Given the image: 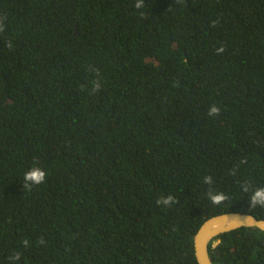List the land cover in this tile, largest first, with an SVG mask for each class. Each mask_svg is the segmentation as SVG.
Instances as JSON below:
<instances>
[{
    "label": "trees",
    "instance_id": "trees-1",
    "mask_svg": "<svg viewBox=\"0 0 264 264\" xmlns=\"http://www.w3.org/2000/svg\"><path fill=\"white\" fill-rule=\"evenodd\" d=\"M137 3L0 0V264H199L206 219L264 218V0Z\"/></svg>",
    "mask_w": 264,
    "mask_h": 264
},
{
    "label": "water",
    "instance_id": "water-1",
    "mask_svg": "<svg viewBox=\"0 0 264 264\" xmlns=\"http://www.w3.org/2000/svg\"><path fill=\"white\" fill-rule=\"evenodd\" d=\"M256 227L264 231V218L253 213L229 211L206 219L194 236L195 254L199 264H215L209 253L210 242L219 234L238 227Z\"/></svg>",
    "mask_w": 264,
    "mask_h": 264
},
{
    "label": "clouds",
    "instance_id": "clouds-1",
    "mask_svg": "<svg viewBox=\"0 0 264 264\" xmlns=\"http://www.w3.org/2000/svg\"><path fill=\"white\" fill-rule=\"evenodd\" d=\"M142 2H143V0H141V3ZM141 3L135 4V7L136 8H140L141 7ZM212 112L219 113V108L213 107L212 108ZM44 177H45V172L40 170V169H38V168H36V169H33V170L27 172L25 178H26V180H31L34 183L40 184L41 181L44 179ZM215 199H216L217 202H219V200L222 199V197H216ZM254 199H264V190L258 191L256 193V196L254 197ZM165 203H167V201H165Z\"/></svg>",
    "mask_w": 264,
    "mask_h": 264
}]
</instances>
